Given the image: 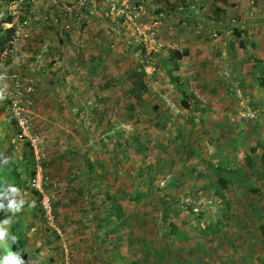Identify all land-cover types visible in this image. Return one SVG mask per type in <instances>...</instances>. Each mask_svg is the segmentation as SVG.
<instances>
[{
  "label": "rangeland",
  "instance_id": "1",
  "mask_svg": "<svg viewBox=\"0 0 264 264\" xmlns=\"http://www.w3.org/2000/svg\"><path fill=\"white\" fill-rule=\"evenodd\" d=\"M12 1L14 27L39 17L11 60L35 87L40 160L9 147L0 114V168L40 184L15 214L29 264H264V0H17L14 17ZM106 194L122 222L108 235Z\"/></svg>",
  "mask_w": 264,
  "mask_h": 264
},
{
  "label": "clouds",
  "instance_id": "2",
  "mask_svg": "<svg viewBox=\"0 0 264 264\" xmlns=\"http://www.w3.org/2000/svg\"><path fill=\"white\" fill-rule=\"evenodd\" d=\"M27 1L28 0H23V1H20V3L21 4H25V3L27 4ZM11 3L13 4V9H12L11 15L14 17L16 15L14 5H18L17 0L12 1ZM30 9H32V8H30ZM29 10H28V13L30 14L32 21L29 20V18L24 17L14 27L12 17L10 15H7L6 17L11 18L10 23H1L2 29L12 30L11 35H9L7 37L5 36V37H6V41L9 39L10 44H12L14 46H13V48H9V49L4 48V52L0 57V68H1L0 73L9 74L12 72H16L23 78L24 84H27V83L30 84L31 83L34 86L32 79L24 78L22 76L21 72H19L20 71L19 68L22 66L18 63V61L14 60V62H12V60H11V59H13V56L16 52V43L18 44L19 40H21L20 34H25L23 30H26V26L32 22H35V19H34L35 14L32 12V10H30V11ZM0 19L3 20L4 18H0ZM24 21H27V24H25L21 27V25L23 24ZM3 25H6V27H8V28H3ZM17 33H19L18 36H17ZM11 65H12V67H10ZM34 95H35V93H34ZM0 97H1V101H2V103L0 101V114L2 115V117H6L8 119V123L3 124L2 129H4V130L11 129L10 130V137L8 138L9 147L13 150L19 151L20 144L22 142H26L27 153L32 154V156L34 157V154H33L34 151H33L32 146L30 144V139H29L30 137H25L23 139L18 138V134L21 132V130L19 129V127L16 125V122L12 118V113H11L9 101L7 99L6 94L1 90V86H0ZM14 130H15V133H13ZM6 165H7V163H6ZM26 166H28V164ZM5 168H6V166H5ZM31 172H32V170H30V173ZM30 173H29L28 168L25 171H23V174H25V176L28 175L29 177L26 180V182L22 181V185L20 186V189L18 187H16L15 185H11V184L9 185L8 181H12V180L0 179L1 180L0 184H2V186H3L1 189V190H3V192L0 194V256L4 255L3 257H0V264H21V261H22L20 256L17 257L14 255H11V256L7 255V250H6L7 249V241H6V239L11 240L13 242L16 240V237L10 231V226L14 221L15 214L21 211V209L25 203L22 196H26V195H28V193L32 194L33 192H38L41 194V190H37L34 187L30 186L31 181L33 179H36V174L34 173V176L32 177L30 175ZM20 178H21V175H20ZM32 196H33V194H32ZM42 211H43L42 212L43 217H45L44 209H42ZM45 219H46V222L49 223V221L47 220L46 217H45ZM50 224H52V222H50ZM18 235H19V238H18L19 241H22L23 238H25V236L27 238V234H26V231L24 229ZM20 236L22 237V240H20ZM24 244H23V247H24ZM12 252H13V250L10 251L11 254H12ZM27 263H29L28 260L23 261L22 264H27Z\"/></svg>",
  "mask_w": 264,
  "mask_h": 264
},
{
  "label": "trees",
  "instance_id": "3",
  "mask_svg": "<svg viewBox=\"0 0 264 264\" xmlns=\"http://www.w3.org/2000/svg\"><path fill=\"white\" fill-rule=\"evenodd\" d=\"M11 18L10 17H6L3 20L0 19V57L4 52V46H5V41H6V37L11 35L12 30L10 29H2L1 28V23H10ZM235 35L239 36L240 32L234 31ZM6 36V37H5ZM239 46L241 48H245V44L244 42L240 41L239 42ZM172 54L174 56L177 57V59H180L183 56L187 55V52H177V51H173ZM260 62V61H257ZM263 70H262V76L260 78H258V85L261 89H264V65H263ZM1 69V68H0ZM177 70V65H174L172 70H170L168 76L169 78H171V80L175 83L178 82V79L174 76H172V73L174 71ZM181 95V100H180V104L184 109H189L190 105L189 102H186L187 99L185 97V93L184 92H180ZM254 151V149H253ZM30 156H32V154H29ZM261 161L264 164V153L261 156ZM6 166V168H5ZM89 170L92 171V166H89ZM23 172L17 173L16 171V166L15 164H13V162H9L7 165L6 163L4 164V169L0 168V179H5V180H12L14 181V185L16 187H18L20 189V186L22 185V180L20 178V175ZM30 175L33 177L34 176V170H32V172L30 173ZM1 181V180H0ZM217 187H218V193H221V191H224L226 189V187L229 185V179L224 178L222 175H220L217 178L216 181ZM2 184H0V194L3 192L2 189ZM34 197H41V194L38 192H33L32 193ZM106 198L109 199V202L106 204V208H105V217H102L101 223H99V227H103V229H105V235H108L110 233L113 232H117L119 230V228L122 226V222H119V217L121 216L120 213V205L117 201V198L114 196H109L108 194H106ZM40 201V200H39ZM32 209L35 210V218H39V217H43L42 215V209L40 207V202L39 204L37 203L35 206L32 207ZM10 215V214H9ZM19 217L15 216L14 217V221L10 226V231L11 233L16 237V240L13 242L11 240H7V255L11 256H20L22 261H27L28 258L30 257V255L28 254V252L26 250H24L23 244L27 241V238L25 236V238H23L20 236V240L19 241V235L20 232L24 229V226H21L19 224ZM170 226V225H169ZM259 232H260V237H261V242H262V246L264 248V222H261L259 224ZM13 250L12 254L10 253V251ZM4 255L0 256L3 257ZM29 264V263H27Z\"/></svg>",
  "mask_w": 264,
  "mask_h": 264
},
{
  "label": "built area",
  "instance_id": "4",
  "mask_svg": "<svg viewBox=\"0 0 264 264\" xmlns=\"http://www.w3.org/2000/svg\"><path fill=\"white\" fill-rule=\"evenodd\" d=\"M23 1V0H20ZM33 1V0H31ZM142 8H139L134 13L133 17H138L141 15ZM35 21L39 17H34ZM27 24V21H24L23 25ZM19 33H17V36ZM0 86L1 90L6 94L7 99L10 104V109L12 113V118L16 122V125L19 127L21 132L18 134L19 139L28 137L27 128L30 119L31 109L34 106V93L35 88L30 84H24L23 78L16 72L9 74L0 73ZM30 144L33 149V154L37 160H40L39 153L42 151L41 144L38 142V138H29ZM31 187H34L37 190H40V184L37 179H33L30 183ZM43 209L45 211V217L48 221H51L50 217V207L46 204V201H42Z\"/></svg>",
  "mask_w": 264,
  "mask_h": 264
},
{
  "label": "crops",
  "instance_id": "5",
  "mask_svg": "<svg viewBox=\"0 0 264 264\" xmlns=\"http://www.w3.org/2000/svg\"><path fill=\"white\" fill-rule=\"evenodd\" d=\"M10 67H12V65Z\"/></svg>",
  "mask_w": 264,
  "mask_h": 264
},
{
  "label": "bare ground",
  "instance_id": "6",
  "mask_svg": "<svg viewBox=\"0 0 264 264\" xmlns=\"http://www.w3.org/2000/svg\"><path fill=\"white\" fill-rule=\"evenodd\" d=\"M37 179V178H36Z\"/></svg>",
  "mask_w": 264,
  "mask_h": 264
}]
</instances>
